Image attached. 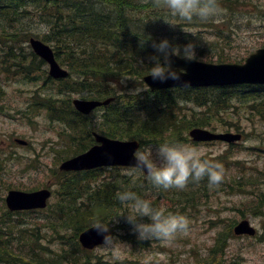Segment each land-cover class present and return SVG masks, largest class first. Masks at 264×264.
Listing matches in <instances>:
<instances>
[{"label":"rangeland","instance_id":"rangeland-1","mask_svg":"<svg viewBox=\"0 0 264 264\" xmlns=\"http://www.w3.org/2000/svg\"><path fill=\"white\" fill-rule=\"evenodd\" d=\"M158 1L160 0H144L142 2L143 4L153 3L151 7H157ZM253 3L255 6L249 4L238 13L222 10L218 22L211 18L207 19L218 24L226 17H234L232 30L227 26L219 28L227 36V41L232 44L231 47L227 46L224 51H219L222 55L237 59L246 58L256 49L264 47V2L253 0ZM87 4L101 8L97 0H91ZM100 13L111 23H115L119 16L107 9H100ZM156 14H159L160 17H153ZM6 17L4 14H0V32L9 38L12 36L16 42L12 45L11 50L0 47V73L8 77L22 78L26 84L14 81L4 86L6 96L2 101L4 103L2 110H6L8 116L0 114V150L3 152L1 156L5 155L4 167L0 169V198L2 195H6L9 188L25 191L33 188L39 189L54 181L52 170L54 166H57L58 160L65 156L62 153L64 146L61 143L67 140V136L64 134L67 128L52 123L44 112L32 116L30 113L32 102L27 98L32 92L56 89L59 83L64 91L68 90L71 85L77 88L81 78L76 75H82V72L74 70L77 66L72 65L69 79H64L61 82L50 79L49 68L40 66L37 61L25 57L21 54L19 47L20 44L24 45L22 39L29 35V32H35L36 36L41 37L45 29L51 30V25L33 27L30 19L25 18L36 17L32 15V12L24 13L17 22L9 21ZM180 20L179 17H164L160 13L151 12L150 18L139 20L140 24L136 27L138 32L149 37L156 39L167 37L172 43L185 45L191 42L195 46L196 37L174 31ZM186 31L199 33L202 37H206L207 39L199 40L198 46L205 50L208 48L207 42L212 39L209 29L197 28L192 32L187 28ZM67 50L69 49H65L60 56H64ZM95 51H98V48L93 47L90 50V48L83 47L79 49L76 57H79V53H84L80 55L77 65H80L84 56L87 57ZM12 54L16 56H10ZM120 59L128 60V54L123 52ZM136 59L131 61L134 68L126 73L127 79L122 86L111 91L112 86L108 77L102 78L101 83L109 88L114 99L135 98L147 90L143 85H139V80L141 81L142 77L137 74L139 58ZM137 88H140V91L137 92ZM127 105L128 103H124L119 107L122 109ZM194 108L195 106H191L190 110ZM245 108L235 109V113L240 115L232 124L234 126L232 130H229L235 132L237 127L243 133V140L231 149L222 143L198 146L202 149L203 155L215 156L227 152V157L224 159L227 162L225 167L227 178L224 184H212L208 189L202 191L169 188L164 189L160 196L144 198L149 200L153 206L163 207L171 213H173L172 209L177 210L180 209V206H184L188 211L183 214L189 221L187 231H178L169 243L153 239L137 250V246L133 247L117 235L124 231L119 228L113 235L115 243L93 250L91 256L93 258L98 256L101 264H121L122 259H127L126 264H264V181L256 179L259 175L264 180V119L245 113ZM115 111L116 109H107L105 113L112 115ZM117 113L119 112H115V114ZM214 117L216 116H210L211 119ZM220 119L212 120V126L216 127L213 131H225L222 129L224 124L219 122ZM226 119H229L228 116ZM113 122H118L117 117ZM14 138L28 141L30 147L25 148L14 143ZM13 151H15L16 157H13ZM234 161H239V163H234ZM128 172L122 171V173ZM237 180L240 181L241 186L236 184ZM248 180L249 184H247ZM142 183L151 185L148 178L143 179ZM143 187L144 184L141 186V190ZM153 188L151 185V190L147 191L158 195V191H153ZM87 196H77L76 205L80 206ZM155 201L157 202L155 203ZM59 205H61L60 198L51 199V215L54 216L53 210L55 206ZM254 210L260 213L254 214ZM45 213L49 214L48 209L45 210ZM3 214L5 219L11 216V212L7 208H3ZM44 216L45 214L42 213H29L15 216L14 219L15 221L20 220L23 227L35 228V230L37 228V234L40 235L45 231L44 227L39 226L40 218ZM241 220L249 221L250 225L256 229L254 236H234L229 231L232 225ZM142 221L148 222V218L144 217ZM217 237L218 240L223 239V244L213 256L212 249L218 242ZM62 241L61 235L44 238V244L52 249L60 247ZM15 245H18L17 242ZM206 259H210V262L207 263ZM94 264H98L97 261Z\"/></svg>","mask_w":264,"mask_h":264},{"label":"trees","instance_id":"trees-1","mask_svg":"<svg viewBox=\"0 0 264 264\" xmlns=\"http://www.w3.org/2000/svg\"><path fill=\"white\" fill-rule=\"evenodd\" d=\"M90 1L0 0V14L7 16L6 18L9 21L17 22L24 13L32 12V15L36 17L25 18L30 19L33 27H48L51 25V30H45L41 39L52 43L55 47H60L59 50H55L56 55L63 53L65 49H69L65 53L64 61L70 65V68L75 65L77 67L74 70L82 72V79L76 88L78 92L86 91L89 94L91 93V97L95 98L113 97L111 91L115 87H112L110 91L107 86L101 83L102 78L108 77L107 79L114 82L115 79L120 81V77H127L126 73L134 68L131 61L137 60L136 58H139V67H137L139 77L150 73L149 68L152 66V61L149 57L155 52L152 47V41H158L159 39L149 38V36L138 32L136 26L140 24L139 20H142L138 14L149 13L151 10L163 7H151L153 3L147 2L148 4H143L142 1L144 0H97L101 6V8H98L96 5L87 4ZM218 2L223 10L238 11V8L247 4L249 0H218ZM157 4L161 5L160 1ZM100 9H107L116 13V15L118 14L119 16L116 18L115 23L107 20L100 13ZM233 18L226 17L218 24L196 17L190 21L186 20V26L189 27H210L214 32L219 30V33L215 34V41L211 42L212 45L208 46L206 50L198 46L200 43L197 41L198 38H196L195 55L201 57L205 51L217 49L218 43L216 40L218 35L223 36L222 31L219 29H222L220 26L232 28L231 25L234 24ZM184 24L182 22L179 23L178 29L181 30L180 25ZM180 33L187 36L191 35L186 32ZM25 39H27V36L22 39V42ZM15 42L16 40L12 36L9 38L0 32V46L11 48ZM173 44L178 45L179 43ZM183 45L181 44L180 46ZM83 47L86 49L90 48V50L93 47L98 48V51L87 57L84 56L80 65H77L80 55L85 51L79 53V57H76V54ZM123 52L128 54V60L120 59V55ZM13 55L14 57L16 56L15 54ZM223 60L222 57L218 59L219 62ZM139 85H142L140 80ZM71 87L72 85L68 90ZM260 89L255 87L182 88L157 91L155 93H150L146 90L142 94L143 97L139 95V102L137 97L126 99L123 103L117 102L119 99H115L110 109H116L115 112L119 113L115 114L114 112L112 115L103 113V124L99 125V131L111 137L137 139L141 144L165 141V136L168 138L171 135H178L180 128L187 130L193 126H204L207 124L204 120L205 118L200 115L192 114L191 119L188 121H183L182 118L177 117L178 113L175 110L180 109L179 106L182 101H189L191 106L197 108H219L221 106L220 102L225 107L233 108L235 104L246 105L250 101L258 103V98L262 99L264 94V91ZM0 93H2L1 87ZM52 103V100L33 101L31 109L37 110L42 107V109L48 111L51 119H57V110L52 106ZM124 103H128V105L120 109L118 104L122 105ZM66 105L64 103V107ZM261 109H264V106ZM137 110H139V117H134V113ZM116 117L117 123L113 122ZM110 119L111 126L108 127ZM88 126V123L84 124L81 122V131L83 132L87 129L88 133ZM168 139L171 140L170 138ZM85 148L82 147L76 152L84 151ZM113 171H116V169ZM52 172H55V170H52ZM101 173V170L82 171L73 174L71 178H67L65 175L68 174L57 172L58 177L56 176V180L60 183L59 189L62 195L61 197L59 194L61 205L63 204V207L67 208L68 214L63 212V208H59V222L48 223L49 229L52 231L50 236L61 235L63 237L62 245L58 247L59 253L54 259H41L33 248L30 253V259H27L24 254L21 255L15 252L11 246L9 235L3 230L6 227H0V264H32V261L36 264H90L86 252L80 248L77 241L78 233L98 220L106 221L109 214L110 216L118 215L119 217V214L124 212L125 215L132 213L130 203L124 205V207H118L121 206L116 199L118 191L131 190L139 195V176L133 175L136 173L123 175L111 172L110 180L103 179L99 185H97L98 182L96 181L95 184L97 186L91 188L90 184L97 180ZM60 177L63 178L60 179ZM90 189L91 193L87 201L84 198L81 205L77 206L76 197L86 195ZM83 206H91L94 207V210H100L96 211L99 213V215H96L100 216V219L94 216L95 213L93 211L91 212L90 209H86ZM107 209H109L108 213L105 211ZM0 220H2V224H6L4 219L0 218ZM7 222L11 224L10 221ZM17 234L30 237L32 245L43 248L39 244V239H43L44 235L42 237L34 233L28 235L25 231Z\"/></svg>","mask_w":264,"mask_h":264},{"label":"clouds","instance_id":"clouds-1","mask_svg":"<svg viewBox=\"0 0 264 264\" xmlns=\"http://www.w3.org/2000/svg\"><path fill=\"white\" fill-rule=\"evenodd\" d=\"M160 4L168 17L189 21L196 17L201 20L211 18L218 22L222 11L218 0H160ZM152 47L155 52L149 57L152 61L149 72L154 81L161 83L169 79L180 81L185 72L183 68L173 67L171 56H182L184 59L196 56L193 43L174 45L167 37L153 40ZM190 86V81H183V87ZM136 91H140V88ZM133 160L134 168L142 170L157 190L183 189L190 180L198 181L205 176L210 184L219 183L224 178V167L219 161L204 158L203 151L198 146L179 140L138 145L133 150ZM116 199L121 206L131 204L133 212L126 214V219L140 240L155 239L169 243L178 231L188 230L187 217L167 212L163 207H155L134 191H118ZM144 217L148 218V222L142 221ZM108 221H97L92 227L99 233H108ZM104 241L105 245L115 243L110 234L104 236Z\"/></svg>","mask_w":264,"mask_h":264},{"label":"water","instance_id":"water-1","mask_svg":"<svg viewBox=\"0 0 264 264\" xmlns=\"http://www.w3.org/2000/svg\"><path fill=\"white\" fill-rule=\"evenodd\" d=\"M29 44L34 53L40 56L49 64L50 73L56 78H63L67 73L56 63L51 48L40 40L31 38ZM173 67L185 69L180 81L167 80L163 83L154 81L151 76L144 77V81L151 90L158 88H167L171 86L183 85V81H190L191 86H209V85H231V84H264V49H259L256 53L250 55L243 65L238 64H207L198 62L194 59L179 58L171 56ZM96 101L75 100V107L81 112L87 113L92 108L105 104ZM191 135L197 140L209 138H224L228 141L238 139V136H210L207 132L193 130ZM101 141L100 146H94L86 153L65 161L60 169L65 171L84 170L99 166L108 165H128L134 164L133 150L138 147L137 142L113 141L97 137ZM49 196L47 190H40L31 193H22L11 191L6 199L10 209H30L42 208ZM235 232L238 234H253L254 231L247 222L239 224ZM107 233H99L96 229L90 228L80 235L81 243L86 247H93L98 243L104 242V236Z\"/></svg>","mask_w":264,"mask_h":264},{"label":"bare ground","instance_id":"bare-ground-1","mask_svg":"<svg viewBox=\"0 0 264 264\" xmlns=\"http://www.w3.org/2000/svg\"><path fill=\"white\" fill-rule=\"evenodd\" d=\"M48 74H49V78H50V79L60 81L58 78L54 77V76L50 73V70H48ZM62 81H64V80H62ZM110 98H111V99H114L115 97H110Z\"/></svg>","mask_w":264,"mask_h":264}]
</instances>
